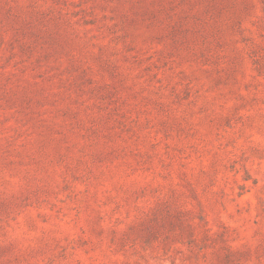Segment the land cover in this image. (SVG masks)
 <instances>
[{"label":"rangeland","instance_id":"rangeland-1","mask_svg":"<svg viewBox=\"0 0 264 264\" xmlns=\"http://www.w3.org/2000/svg\"><path fill=\"white\" fill-rule=\"evenodd\" d=\"M0 264H264V0H0Z\"/></svg>","mask_w":264,"mask_h":264}]
</instances>
